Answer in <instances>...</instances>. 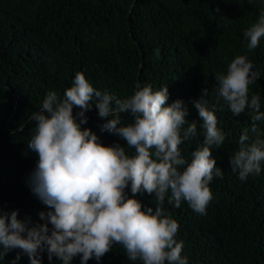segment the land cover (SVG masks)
I'll list each match as a JSON object with an SVG mask.
<instances>
[{
  "label": "trees",
  "instance_id": "obj_1",
  "mask_svg": "<svg viewBox=\"0 0 264 264\" xmlns=\"http://www.w3.org/2000/svg\"><path fill=\"white\" fill-rule=\"evenodd\" d=\"M261 12L264 0H0V208L43 223L39 213L49 209L28 183L38 163L37 153L28 147L36 131L31 116L49 92L63 97L77 73H84L95 89L121 99L133 95L137 84L154 91L168 86V104L183 100L189 123L197 122V136L180 145L188 162L203 146L194 101L207 87V106L225 133L224 144L213 149L223 177H214L209 185L213 198L206 214L195 212L186 201L176 208L168 197L163 207L178 222L175 239L183 243L182 256L189 264H264V162L261 172L246 180L230 166L245 129L252 135L251 113L246 109L234 115L216 102L213 92L216 74L226 72L237 56L247 55L253 70L260 72L249 86V98L259 95L264 112V38L249 52L243 35ZM79 111L74 108V114ZM86 116L82 127L90 128L103 144L126 146L119 136L101 131L106 121L94 106ZM132 120L122 114L125 124ZM257 124L264 129V122ZM126 151L135 154L134 149ZM126 191L132 198L130 184ZM134 198L144 210L156 207L155 193ZM18 252H9L0 264H11ZM17 264L30 260L21 253ZM42 264L62 262L56 257L49 261L44 252ZM71 264H82L81 255ZM88 264L142 262L129 260L124 248L114 245L100 261L92 258Z\"/></svg>",
  "mask_w": 264,
  "mask_h": 264
},
{
  "label": "clouds",
  "instance_id": "obj_2",
  "mask_svg": "<svg viewBox=\"0 0 264 264\" xmlns=\"http://www.w3.org/2000/svg\"><path fill=\"white\" fill-rule=\"evenodd\" d=\"M249 52L264 38V12L244 32ZM247 55L234 58L226 72L217 73L213 89L216 102L226 104L239 116L250 110L249 130L239 138V149L230 157L233 172L241 180L259 174L264 162V122L259 95L249 98V86L260 78ZM128 98H119L95 89L85 74L75 75L63 97L51 91L41 109L31 119L36 131L28 147L37 153L38 163L29 177V186L49 209L39 213L43 223L31 217L20 219L18 211L10 214L0 208V259L19 250L11 264H17L21 253L30 264H42V254L71 264L81 255L82 264L101 258L121 245L131 261L142 264H189L182 256L183 243L175 237L178 222L167 214L165 198L176 208L186 201L198 213L206 214L213 198L210 183L223 177L213 149L225 142L214 110L208 108L209 90L205 87L194 101L204 132L203 146L192 152L188 162L180 145L197 136V122L187 119L189 109L183 100L168 104L169 88L153 90L135 86ZM93 106L106 122L102 132L117 135L126 146L105 145L87 124L86 112ZM74 108L80 109L74 114ZM122 114L133 120L125 124ZM185 125H187L185 127ZM23 130L22 128L20 129ZM127 149H134L129 155ZM131 186L133 197L127 195ZM155 193L156 207L144 210L135 194ZM171 193L169 196L168 194Z\"/></svg>",
  "mask_w": 264,
  "mask_h": 264
}]
</instances>
